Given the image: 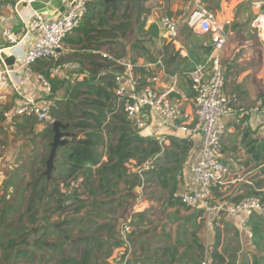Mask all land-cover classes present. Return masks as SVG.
Instances as JSON below:
<instances>
[{
    "label": "trees",
    "instance_id": "16d2710c",
    "mask_svg": "<svg viewBox=\"0 0 264 264\" xmlns=\"http://www.w3.org/2000/svg\"><path fill=\"white\" fill-rule=\"evenodd\" d=\"M124 4L126 10L121 12ZM132 5L136 12L131 13ZM103 7L112 8L114 14H119L120 22L109 24L104 16L107 10L104 13L101 11ZM144 11L138 0H91L80 25L64 41L83 44V49H92L97 34H117L124 39L131 32L133 21L139 23ZM142 26L139 24V31H144ZM152 34L156 35L157 29ZM109 44L104 41L94 49L101 50ZM211 49L212 46L208 51ZM110 52L113 53V49ZM83 55L92 57L97 73L81 81L51 78L53 60L50 58L34 64L35 70L50 83L48 99L52 101V118L63 123L73 121L68 128L72 136L65 146L59 148L61 155H57L49 175L46 169L50 144L41 167L31 171V181L22 188L16 187L21 191L17 198L11 200L0 196V252L1 259L5 261L1 263L0 259V264H8L12 257L14 264H21L22 261L30 264H111L109 259L121 244L119 226L121 228L124 217L120 214L129 209L138 197L136 186L155 183L169 190L170 201L180 202L174 194L178 191L194 142L169 136V145L161 144L157 137L142 135V131L134 129L123 113L116 112L108 119L109 106L115 98L114 73L108 71L106 75H100V70L107 69L112 63L95 61L97 53ZM61 90L66 92V100H56ZM115 117L119 119V124L114 121ZM49 133L53 140L51 127ZM104 134L108 137L105 138ZM245 145L251 159L263 164L261 172L264 173V137L251 139ZM100 147L107 149L106 161ZM132 160L139 165L148 161L153 163L146 169L142 166L133 171L128 167ZM78 177H83V181L72 193L67 195L61 191V183ZM263 183V180L253 182L247 191L238 195H233L231 191L223 199L237 201L258 195L264 202ZM12 185L14 182L8 181L5 187ZM80 187H85L87 198L78 193ZM65 215L68 217L65 218ZM134 216L132 223L145 220V212ZM250 225L254 250L241 256L237 251L225 254L220 250L219 228H216L214 243L207 250L194 232L193 244H189V262L184 264H203L207 258V264H264V214L253 212ZM31 237L33 249L28 244ZM185 255L179 254L177 247L169 245L162 251L156 249L155 255L144 256L140 261L144 264H180ZM131 261L132 257L128 264Z\"/></svg>",
    "mask_w": 264,
    "mask_h": 264
},
{
    "label": "crops",
    "instance_id": "0c3cea01",
    "mask_svg": "<svg viewBox=\"0 0 264 264\" xmlns=\"http://www.w3.org/2000/svg\"><path fill=\"white\" fill-rule=\"evenodd\" d=\"M39 1L45 3L46 7L35 10L32 7L25 6L21 10H18V5H15L16 0H5L4 2L1 0L0 13L6 19L0 22V31L4 28H10L18 35H22L24 26L21 16H30L33 11L48 16L59 15L70 5L72 0ZM138 1L145 8V11L142 13L139 23L133 21V30L129 32V35L121 39L125 43L124 48L127 52L126 56H128L126 58L134 63L135 74L139 77L142 85L151 84L158 90H164L173 86L178 92V94L175 92L173 95L183 96L184 108L192 111L194 95L191 84V73L197 65L205 63L211 54V51H208L210 44H206L210 41V36L208 34L198 35L187 24L188 19L196 8L195 0ZM257 1L264 0H203V4L208 9L216 12L220 20H231L230 25L227 26V42L221 56L225 78L223 93L229 98L234 111L226 119V131L222 140L221 155L230 164L232 169L238 172L246 168L250 171L259 172L263 166V164L251 159V155L248 153L245 144L251 139L264 137V129L256 125L244 128L242 119L236 113L239 108H251L255 105L263 85L264 30L260 27L259 19L263 16L261 25L264 27V6L262 8L255 6V2ZM165 14L173 16L177 20L179 29L177 44L171 42L166 37L165 31L161 30L157 25L160 17ZM139 24L143 25L142 29L144 31H139V33L136 31L135 33L134 29H138ZM155 29H157V34L153 35L152 31ZM98 44H103V41H97L96 38L92 43V49H83V44L64 41L61 60H72L75 66L68 72V79L61 80L73 82L75 80L81 81L85 77L96 76V68L93 67L91 62L92 57L85 56L83 53H97L98 56L95 57V61L106 63L107 61L100 54L103 51L102 48L101 50L94 49ZM5 45L6 42L0 37V48L5 47ZM161 64L163 65L162 67ZM20 71L26 76V82L22 86V91L27 94H33L36 97H46L48 99L51 89L39 79V75L43 74L36 71L34 65L30 72ZM107 73L108 71L105 68L100 70V75H106ZM154 77L158 79L156 82L152 81ZM97 82L99 81H95V83ZM17 98L18 96L15 93L8 95L4 108L11 109L15 105ZM64 99L66 100V92L61 90L56 100ZM109 108L110 111H107L108 119L112 118L116 112L123 113L117 109L114 99ZM114 121L117 124L120 122L116 117ZM69 122L71 123L70 125L73 124V121ZM50 127L52 128L50 124L41 123L34 116H22L15 119L12 128L7 123L0 126V180H2L3 175H6L11 176L10 179L14 182V186L6 188L5 186L8 184V181L3 180L4 189L2 188V190L4 192L2 193V190H0V196H6L7 199H10V193L13 192V189L24 187L23 183L28 179L27 176L31 177V171L41 167V162L44 156L48 154L49 144L52 140L49 133ZM141 134L157 137L158 140L161 136H165L166 142L164 144L166 145L170 143L168 137L172 136L170 135V128L156 116ZM104 135L105 138L108 137L106 134ZM190 140L194 142V147L190 151L189 159L183 169L182 178H180L178 185V190L180 191L191 189L194 185L193 166L201 149V139L199 136H193ZM100 150L104 154L103 160L106 161L107 149L100 147ZM57 155L60 157L61 150L58 151ZM133 162L134 160L131 161V164ZM131 164H128V167ZM132 170L134 171L135 169L132 168ZM231 185L227 186L224 191H228L227 193L232 191L233 195H238L247 191L250 185L252 186V182L245 180L229 189ZM152 186L158 188L157 197L155 196L156 191L153 190ZM142 189H151L153 195L141 196L140 191ZM135 190L138 197L135 199L132 207H130L131 212L137 202H146V209L144 211V222H135L137 229L134 231L135 237L133 236L132 241L136 244L137 249L133 251L132 264H144L140 261L144 256H153L156 249L162 251L169 245L177 247L179 254H186L180 264L189 262V244H193L192 234L194 233V230L189 229V226H198V222H195V220L200 214H195L189 218V211L191 209L180 202L170 201L168 198L169 190L162 189L161 186L155 183L152 185L147 184V186H136ZM20 192V188H18L16 197ZM26 195L27 192H25ZM156 210L162 211L166 217L161 218V223L158 229L155 230L157 240L149 242L148 240H144L149 231L138 232V230L146 225V223L152 221L151 219L154 217ZM169 221L176 226L173 234L167 226L170 224ZM212 234V231L205 230L204 240L201 236L200 241L203 244L205 243L204 245L208 246L207 248L214 243L212 242ZM141 236L143 237L142 239ZM219 236L221 242L220 250L224 251L225 254L236 251L232 246L236 244L239 247V242L243 246L247 245L248 250H254L253 246L239 235L234 216L226 215L223 218L222 224L219 227ZM29 247L33 249L32 245ZM240 249L237 250L239 256L242 255V252L240 253L242 249ZM47 251L49 252V250ZM20 263L30 264L27 261ZM36 264L39 263L37 262Z\"/></svg>",
    "mask_w": 264,
    "mask_h": 264
},
{
    "label": "built area",
    "instance_id": "2783aa9c",
    "mask_svg": "<svg viewBox=\"0 0 264 264\" xmlns=\"http://www.w3.org/2000/svg\"><path fill=\"white\" fill-rule=\"evenodd\" d=\"M32 1L16 0L15 5L26 2V6L31 7ZM90 1L72 0L59 15L48 16L33 11L30 16H21L24 26L22 35L10 28L0 31V37L6 42L5 47L0 48V126L7 123L12 128L15 119L22 116H34L39 122L52 125L55 119L50 113L51 100L23 92L26 76L20 70L30 72L36 62L50 58L53 60L51 78L68 79V72L74 68L75 63L72 60H61L63 43L66 36L80 25L88 12ZM195 4L196 8L187 24L196 33L210 36L206 44H210L212 50L209 59L197 65L191 73L194 95L192 111L184 108L183 96L173 95L177 92L173 86L158 90L151 84L142 85L135 74L134 63L126 56L114 57L104 51L100 54L104 60L112 63L106 70L114 73L113 92L117 109L125 114L134 129L145 130L156 116L170 128V135L176 138L200 137L201 149L193 166L194 185L188 190H178L174 196L186 207L199 212L206 228H219L226 215L234 216L239 235L252 245L250 215L253 212L264 214L262 198L250 195L229 201L215 196L216 191L222 192L238 180L237 177L232 178L233 169L221 155L226 119L234 111L229 98L223 93L225 78L221 56L231 20H220L216 12L203 4V0H195ZM255 6L262 8L264 1L255 2ZM5 19L0 13V22ZM157 25L165 31L171 42L177 44L179 29L173 16L162 15ZM3 52L14 55L13 70L8 68L2 58ZM39 79L50 87L44 75H39ZM157 80L156 77L152 79L154 82ZM14 93L18 96L15 105L11 109L4 108L6 97ZM236 113L242 119L244 128L256 125L264 129V98L258 99L251 108H239ZM159 142L164 144L166 137L161 136ZM82 181L83 177H78L61 183V191L68 195ZM261 190L264 191V183ZM145 206L146 202H137L130 216L124 218L120 229L121 244L110 257L111 264H128L132 253L129 235L133 231V215L144 212ZM207 259L203 264H207Z\"/></svg>",
    "mask_w": 264,
    "mask_h": 264
},
{
    "label": "rangeland",
    "instance_id": "374dc122",
    "mask_svg": "<svg viewBox=\"0 0 264 264\" xmlns=\"http://www.w3.org/2000/svg\"><path fill=\"white\" fill-rule=\"evenodd\" d=\"M109 1H111V0H109ZM104 10H107V12H105L104 13ZM126 10V4H124L121 8H120V11L121 12H124ZM102 13H104V16H106V20L107 21H109L108 23L109 24H114V23H119L120 21H119V17H118V15L119 14H114L113 13V9L112 8H109V9H106V7L104 8H102ZM133 12H136V9L134 8V5H132V7H131V13H133ZM99 19V18H98ZM133 30V29H132ZM131 30V31H132ZM136 31H138V33H139V30L136 28V29H134V32L136 33ZM198 35H203V34H198ZM96 37H97V41H108V42H110V44L109 45H107V46H105V47H102V50L104 51V52H107V53H110L111 55H113V56H116V55H118V54H120V55H123V56H126L127 55V52L125 51V48H124V46H125V43L123 42V41H121V39H123V38H120V36H118L117 34H113V35H107L106 36V34L104 35H101V34H97L96 35ZM206 38H208V37H206ZM111 49H113V53L112 52H110V50ZM127 50V49H126ZM126 57H128V56H126ZM130 58V57H129ZM187 78V77H186ZM262 82H263V85H262V88L260 89L261 91H260V93H259V95H258V98H257V100L258 99H260V98H264V78L262 79ZM89 99L90 98H94V97H92V96H87ZM250 108V107H249ZM152 161H148L147 163H142L141 165H139V164H137V161H135L134 160V162L129 166V167H131V168H133V169H135V170H137V168L138 167H142V166H145V169L148 167V166H151L152 165ZM138 171L139 172H141V170H139L138 169ZM11 177V176H10ZM10 177L9 176H6V175H3V178H2V180H0L1 182H0V190H2V188L4 189V182H3V180H6V181H12L13 182V180L12 179H10ZM238 178L239 180L235 183V184H232L230 187H229V189H231L233 186H235L236 184H238V183H241V182H243V181H245V180H249V181H251L252 183L253 182H257V181H259V180H264V173H262L261 171H257V172H255V171H250L249 169H245V170H241V171H235V170H233V172H232V178ZM27 180L26 181H24V183H23V186H24V184H26V183H28L29 181H31V177L29 178L28 176H27ZM72 180H74V179H72ZM1 186H3V187H1ZM153 187V190H155L156 191V194H155V196L157 197V195H158V188L156 187V186H152ZM17 191H18V189L17 188H14L13 189V192L12 193H10V199L11 200H15L17 197H16V195H17ZM2 193L4 192V190H2L1 191ZM228 192V191H227ZM226 191H223V192H218V191H216L215 192V196H216V198H218V199H222V198H224L225 196H227V193ZM78 193L79 194H81V197L82 198H87V196H88V193L86 192V189H85V187H80V189L78 190ZM150 194H152L153 195V193H152V191H151V189H149V190H145V189H142L141 191H140V195L141 196H150ZM134 203V202H133ZM132 207V206H131ZM130 214H131V210H130V208L129 209H127L126 211H124V212H122L121 214H120V217H124L125 218V216L126 217H128V216H130ZM195 214H199L197 211H192V210H190L189 211V218L190 217H192L193 215H195ZM69 216H72L71 214H69ZM65 218L66 217H68L67 215H65L64 216ZM163 217H166V215L162 212V211H160V210H156L155 211V215H154V217L151 219L152 221H150V222H148V223H146V225H144L141 229H139L138 230V232H144V230H146V231H149V234L148 235H146V237H144V240H148L149 242H155L156 240H157V234H156V232H155V230H157L158 229V227H159V224L161 223V218H163ZM57 219H58V217H56ZM168 219V218H167ZM167 221V220H166ZM165 221V222H166ZM195 222H198V226H189V229H192V230H194V232H197V236H198V238L201 240V236H202V238H203V240H204V233H205V230H208V231H212V236H213V241L212 242H214V239H215V234H216V229H213V228H206L205 226H204V223H203V221H202V219H201V217H200V215H199V217H197L196 218V220H195ZM169 225H167L168 226V229H170V232H172V234H173V230L175 229V224L174 223H172L171 221H169ZM132 225H133V231H132V233L129 235V240H130V242H131V247H132V253H131V257H132V255H133V251H135L136 249H137V247H136V244H134V242L132 241L133 239V236L135 237V234H134V231L137 229V226H136V223H132ZM119 230H120V226H119ZM164 231V230H163ZM138 235V234H137ZM32 238L33 237H31V239H30V242L28 243L29 245H31V241H32ZM143 237L141 236V239H142ZM189 240H190V238H189ZM205 244V243H204ZM213 244V243H212ZM246 245V244H245ZM206 246V245H205ZM208 246H206V249L208 250L209 248H207ZM233 248H235L234 250H239V248H241L240 250V253L242 252V254H244V253H246L247 251H251V250H248L247 248V245L246 246H243L240 242H239V247H238V245H236V244H233V246H232ZM243 247H244V249H243ZM1 257H2V254H1V252H0V259H1ZM1 263H5V261L4 260H2L1 259ZM7 264V263H6ZM8 264H14V260H13V257L10 259V261H8ZM130 264H132V262L130 263Z\"/></svg>",
    "mask_w": 264,
    "mask_h": 264
},
{
    "label": "water",
    "instance_id": "95a60500",
    "mask_svg": "<svg viewBox=\"0 0 264 264\" xmlns=\"http://www.w3.org/2000/svg\"><path fill=\"white\" fill-rule=\"evenodd\" d=\"M26 5H27L26 2H19L17 9L21 10ZM30 6L33 9L38 10L40 8L46 7V4L40 2L39 0H33ZM1 56L4 59L8 68L13 70L15 64L14 55H8L6 52H3ZM70 124H71L70 122L63 123L60 120H54L51 125L54 135H53V140L50 142L51 149L47 160V169H46L47 175H49L54 168V162L57 157L59 148L65 146L69 141V137L72 136V133L68 130Z\"/></svg>",
    "mask_w": 264,
    "mask_h": 264
},
{
    "label": "bare ground",
    "instance_id": "6f19581e",
    "mask_svg": "<svg viewBox=\"0 0 264 264\" xmlns=\"http://www.w3.org/2000/svg\"><path fill=\"white\" fill-rule=\"evenodd\" d=\"M262 17H263V16L260 17L259 21H260V27L264 30V27L261 25V22H262L261 19H262ZM263 25H264V23H263Z\"/></svg>",
    "mask_w": 264,
    "mask_h": 264
}]
</instances>
